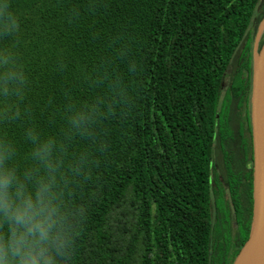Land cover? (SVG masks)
Masks as SVG:
<instances>
[{
    "label": "trees",
    "instance_id": "obj_1",
    "mask_svg": "<svg viewBox=\"0 0 264 264\" xmlns=\"http://www.w3.org/2000/svg\"><path fill=\"white\" fill-rule=\"evenodd\" d=\"M258 3L104 0L93 14L85 0H14L22 16L19 50L32 80L29 101L45 133L59 130L67 91L87 98L79 69L112 34L134 38L142 65L135 106L112 122L109 153L84 189L90 211L77 264L233 263L252 216L251 171L243 175L238 166L251 50L245 45L235 53ZM74 5L80 18L70 21L66 11ZM263 20L264 7L256 27ZM60 51L64 72L56 71ZM213 143L224 163L220 175L211 162Z\"/></svg>",
    "mask_w": 264,
    "mask_h": 264
},
{
    "label": "clouds",
    "instance_id": "obj_2",
    "mask_svg": "<svg viewBox=\"0 0 264 264\" xmlns=\"http://www.w3.org/2000/svg\"><path fill=\"white\" fill-rule=\"evenodd\" d=\"M101 6L104 0H85L88 13ZM66 14L79 19L80 8ZM21 37L14 0H0V264H77L90 211L84 189L109 153L112 122L135 106L134 78L142 65L134 38L112 34L79 69L87 98L67 91L59 130L45 133L29 101L32 80ZM57 57L56 71L64 72V52Z\"/></svg>",
    "mask_w": 264,
    "mask_h": 264
},
{
    "label": "water",
    "instance_id": "obj_3",
    "mask_svg": "<svg viewBox=\"0 0 264 264\" xmlns=\"http://www.w3.org/2000/svg\"><path fill=\"white\" fill-rule=\"evenodd\" d=\"M259 33L264 27L260 23ZM249 113L253 148L252 168V216L248 239L232 264L251 245L257 264H264V42L254 49L250 74Z\"/></svg>",
    "mask_w": 264,
    "mask_h": 264
},
{
    "label": "flooded vegetation",
    "instance_id": "obj_4",
    "mask_svg": "<svg viewBox=\"0 0 264 264\" xmlns=\"http://www.w3.org/2000/svg\"><path fill=\"white\" fill-rule=\"evenodd\" d=\"M260 26V25H259ZM260 30V27L257 31ZM255 35V34H254ZM258 43L256 49L259 50L261 45L264 42V27L261 32H257L256 37ZM263 40V41H261ZM253 59V48H251V65ZM229 81V78L228 80ZM226 82V80H225ZM250 93V91H249ZM239 133H240V144L238 149L241 151V156L238 162V166L241 167L243 170V175H247L249 170L251 171L252 175V168H253V148H252V136H251V125H250V113H249V96H248V103H243L239 109ZM216 143H213V150L212 155L215 153L216 161H211L214 165V169L216 168L217 174L220 175L221 171L224 170V163L221 160V151L219 147H217ZM220 170V171H219ZM224 173V172H222Z\"/></svg>",
    "mask_w": 264,
    "mask_h": 264
},
{
    "label": "rangeland",
    "instance_id": "obj_5",
    "mask_svg": "<svg viewBox=\"0 0 264 264\" xmlns=\"http://www.w3.org/2000/svg\"><path fill=\"white\" fill-rule=\"evenodd\" d=\"M264 7V0H259V3L257 5V8L254 12V15L251 19V22L249 24V27H248V30H247V36L245 37V39L240 43L239 45V48L237 49L236 53H235V58L240 54L241 50H242V47L244 48L245 45H247L249 47V49L251 50V48H253V54H254V49H256L257 47V43H258V40L257 38H254V36L256 37L257 35V30L259 29L260 26L256 27V17L258 16V14L262 11ZM255 34V35H254ZM233 63V62H232ZM233 66V65H232ZM232 66L230 67L229 71L232 70ZM251 68H252V65H251ZM226 82L228 80V77L226 76L225 78ZM223 95V92L221 94V96ZM211 161H216V157H215V153L213 154L212 158H211ZM220 171V170H219ZM209 220V219H208ZM238 249V248H237ZM241 249V248H240ZM240 251V250H239ZM237 251H236V247L234 248H231L230 249V253L231 254H235ZM239 252H237L235 255L237 256ZM235 256V258H236Z\"/></svg>",
    "mask_w": 264,
    "mask_h": 264
},
{
    "label": "bare ground",
    "instance_id": "obj_6",
    "mask_svg": "<svg viewBox=\"0 0 264 264\" xmlns=\"http://www.w3.org/2000/svg\"><path fill=\"white\" fill-rule=\"evenodd\" d=\"M235 264H257L254 248L251 245H248L244 252L238 257Z\"/></svg>",
    "mask_w": 264,
    "mask_h": 264
}]
</instances>
